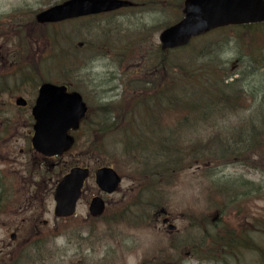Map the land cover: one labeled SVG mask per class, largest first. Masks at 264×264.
Segmentation results:
<instances>
[{"label": "trees", "instance_id": "trees-1", "mask_svg": "<svg viewBox=\"0 0 264 264\" xmlns=\"http://www.w3.org/2000/svg\"><path fill=\"white\" fill-rule=\"evenodd\" d=\"M131 1L132 7L126 10L135 13L146 11L157 16L174 10L177 15L169 17L160 28L174 24L182 16L183 0ZM27 13L26 10H15L13 16L9 15L15 22L8 18L0 20V46L16 41L8 60L4 61L5 73L14 68V74L0 77V147L18 123L16 117H20L11 101L2 97L4 93L9 92L13 85L17 87L25 82L35 92L41 83L54 81L57 75L60 76L57 79L61 80L58 83L70 86L75 76L67 68L77 63L84 64L79 60V51L65 49L61 43L67 38L65 30L52 37L56 42L50 45L49 27L73 22L80 24L89 18H83L81 22L70 20L41 24L35 19L36 12L30 18H21ZM88 25L83 43L90 37L85 42L86 48L94 50L100 47L97 35L103 38L107 34L105 38H108L111 33L95 22ZM261 28H264V23L220 28L193 40L185 48L172 51L161 50L144 32H139L135 38L117 40H124L117 46L112 45V51L118 53V67H124V95L117 101L98 103L93 106L94 111L89 110L82 125L86 134L83 137L80 132L76 134L73 151L78 148L81 139L88 151L99 150L95 157L101 158V165L114 164L119 170L125 165L121 163V157L126 155L132 174L140 178L132 206L120 208L122 212H116L119 218L112 219L115 227L130 224L137 228L147 226L151 221L154 223L157 214L162 209H168L166 202L170 188L179 175L195 166L205 165L203 171L217 163L243 164L258 169L264 166V80L258 83L257 88L251 85L257 74L264 72ZM234 46L240 48L235 57ZM137 51L136 69L129 70L127 55ZM228 53H232L229 58ZM51 57L56 58L55 62L59 65L57 74L50 70ZM126 73H134L135 79ZM76 88H79L78 84ZM242 112L247 118L241 120L237 128L228 130L227 126L220 124L221 121H229L228 116ZM142 114L147 116L140 117L147 133L136 135L133 128L124 125L126 121L133 122L135 118L131 117ZM164 115H173V119H164ZM23 118L31 127V115L23 113ZM44 159V169L49 171L46 162L51 160ZM65 169V166L59 165L55 171L64 172ZM217 182L220 181L211 182L210 188H215ZM1 187L0 213L7 209L13 195L10 183ZM210 193L216 191L210 190ZM80 231L84 233L85 229L80 228ZM214 241L217 242L216 239ZM32 248L38 250L39 256L45 255L42 245L35 244ZM168 250L173 251L174 246L168 247ZM24 257L22 262L11 264H35L31 254L27 253ZM148 260H143L141 264H148Z\"/></svg>", "mask_w": 264, "mask_h": 264}, {"label": "rangeland", "instance_id": "rangeland-1", "mask_svg": "<svg viewBox=\"0 0 264 264\" xmlns=\"http://www.w3.org/2000/svg\"><path fill=\"white\" fill-rule=\"evenodd\" d=\"M61 1L63 0H0V20L8 18L11 22H15L14 18H9V15H12L15 10L17 12L26 10L28 13L21 18H30L33 13H37ZM155 15L156 13L149 14L146 13V11H137L135 13L134 11L131 12L124 9L119 12L101 15L95 19L87 20V22L94 21L98 27H105V29L109 31V34L111 33L108 38H105L107 34L103 38L97 35V41H99L98 44L101 48L98 47L94 50L91 48L87 50L86 48L85 42H87L90 37H87V41L83 43L85 40L84 31L89 28L88 23L82 21L84 22L83 24L71 23L63 26L49 27L51 46L56 42L53 39L55 35L61 34L63 30H65L67 38L63 39L61 43L65 49L79 51V60L84 61V64L81 65L77 63L75 66L67 68L68 72L75 76V80L70 86L76 88L78 84L80 88L78 90H80L81 94L84 96L91 111H94V107H96L98 103H103L101 100L110 101L115 99L113 101H117L123 97V88L119 83V79L116 78L122 76L124 67L122 69L118 67V53L112 51V45L117 46L123 43L126 38H135L139 32H144L148 39L152 38V41H155L159 45V33L163 29L160 27H162L164 21L169 20V17H174L177 14L172 10L166 15ZM261 30L262 32L260 35L264 36V28H261ZM111 36L116 40H114V38L111 39ZM121 39L124 40L117 42V40ZM14 42L5 43L4 46H2L3 59L0 61V77H7L14 74V68L8 73L4 71V61L8 60L10 49L15 46ZM106 43L107 45H103ZM28 47L29 49L31 48L29 44ZM234 48H232V50L235 57V53H237L240 48L237 49L236 46H234ZM60 52L61 51H59V53ZM137 53L138 51L136 53H127L126 60L129 61V70L136 69L135 60L137 58ZM228 56L231 57L232 53H228ZM55 59L56 58L51 57L50 61L52 64L49 65L53 74H57L59 67ZM227 59L226 56V60ZM133 74L134 73H129L127 75H131V78L135 79V75ZM59 77L60 76L57 75L54 81H61L57 79ZM253 79L254 78H251V80ZM263 80L264 72L258 73L256 80L251 82L252 88H257L258 83ZM75 81H77V83H75ZM28 84V82L21 83L17 87L13 85L10 91L4 93L2 97L10 100L15 106V98L22 95L29 100L31 105L37 95L38 87L35 92H33ZM30 110V106L27 109L17 108V111L20 113V117H16L18 123L11 131V134L6 138L3 146L0 147V196L2 190L1 186L5 187L8 183L11 184L13 191L9 206L4 212L0 213V246L3 248L0 250V264H11L15 261L22 262L27 253L32 255L31 260H35V264H94L95 262L100 264H141L143 260H148L147 255L150 256L148 264H181L182 261H184L183 264H264V221L260 219H256V226L258 225L261 228L257 226L259 230L254 231L255 235L253 234V236L255 239L252 240L248 234L237 238L235 244L237 248L234 250L236 254L233 255L236 259L235 261L233 260V256L227 255L221 250H217V243L215 241L211 243L212 250L208 249L207 252L204 250L201 253L195 254L191 248V254L187 256L186 253L189 248L184 247L180 251L179 249L175 250L176 259L169 257H167V259L164 254L159 257L160 261L155 259L154 257L157 256L158 247H161L163 252L166 253L168 247L177 240V237L173 241L169 234L162 233L164 229L155 230L153 228H147L146 226L134 228L130 224L115 227L112 224L113 218H119L116 212L120 214V212H122L120 208L132 206L141 183L140 178L135 177L132 174L130 166L127 165L126 155H122L121 157V163L125 165L121 171L118 170L123 177V182L121 188L117 192L113 194L101 193L95 183L94 176L91 175L86 185L85 194L78 203L76 215L68 221L57 219L54 216L55 200L53 192L57 184L56 182L59 181L58 178H61L64 174L62 171H55V164L68 167L71 165L70 162L73 163L80 160L82 162L80 163L81 165L85 163V165H88L94 170L99 163L101 164V158L98 159L95 157L99 153L98 149L88 151V148H86L80 139L78 148H75L71 153L73 156L71 154L66 155L56 161L46 163L50 170L45 171L43 165L45 159H41L38 155L33 154L30 148L32 126L30 127L27 125L23 118V113L28 116ZM243 115L244 112L241 114L239 113V115H230L227 117L230 119L229 121H221L220 124L227 126L228 130L229 128L232 130L234 127L237 128L240 125L241 120L247 118V116ZM172 116L173 115H164L163 117L164 119L172 120ZM140 117L147 118V116L143 114L141 116L131 117L135 118L134 122L126 121L124 125H129L133 128L136 135L146 131ZM85 134L86 131L82 128L80 135L83 137ZM203 168V165H199L182 172L175 185L170 188L169 200H167L166 203L168 208L167 211L171 216L179 219L181 216L187 217L189 213H192L197 223L200 219H204V217L208 215L212 217L213 214L218 211L220 213V219L217 222L228 224L230 220L233 221L237 217V203L236 205L234 204L232 210L229 211H227L228 207L225 205L227 196H230L231 192H233L232 187L242 182L245 186L249 185L252 188L259 187L260 189L264 186V166L259 170H254L250 167H245L243 164L234 166L217 163L213 168H209L207 173H212V176L217 181L227 179L228 177L234 178L232 179V187L228 186V181H226V185L221 182L214 184L216 189L220 187L221 193H214L213 200L205 193V191H207L206 183L208 179L205 176ZM235 192L239 193L240 191L236 189ZM263 192L264 189H262V193ZM97 193L102 194L107 202V206L104 216L99 220H94V218L90 216L88 209L90 198ZM244 197H249V190L242 193L238 200ZM148 201V199L145 201L146 210ZM259 208L261 212H257ZM253 210L255 213L257 212L258 216L260 213L261 219H263V197L262 201H258L257 209H254V207L251 208V205L247 203L244 204L242 216L247 215L248 220L255 222L252 216L248 215L246 212L253 213ZM44 221L48 223L44 224ZM176 224L180 227L179 230L181 235L184 234L183 227L186 221L182 222L177 220ZM248 224L251 225V223ZM157 227L163 228L161 223H159ZM31 228H44L45 231L52 232V243H48L49 246L46 247L47 249L52 247L50 251L52 254H45L41 257L38 254V250L32 248L33 245H21L24 239L33 233ZM66 228H69L68 231H71V228H84L86 239L83 243L79 244V242L76 243L77 238H72L69 243L67 234H64ZM119 228L122 230L121 233L119 232ZM222 230L224 229L222 228ZM13 232H17L16 239L10 237V234ZM198 234L202 236V233ZM35 239L37 238L33 237L31 241ZM232 239L233 234L229 233L227 240L232 242ZM227 240L222 242L226 243ZM164 241H167V244L161 245ZM255 243L257 244V248L254 247ZM41 249H39V251ZM227 249L231 251V248ZM227 249L225 251H227ZM6 253L12 254L6 257ZM199 256H210L213 260L212 262H202ZM114 257H117V260H115Z\"/></svg>", "mask_w": 264, "mask_h": 264}, {"label": "water", "instance_id": "water-1", "mask_svg": "<svg viewBox=\"0 0 264 264\" xmlns=\"http://www.w3.org/2000/svg\"><path fill=\"white\" fill-rule=\"evenodd\" d=\"M130 5L128 0H67L39 12L36 19L40 23L59 22ZM261 22H264V0H185L182 19L164 29L159 39L163 50L174 49L218 28ZM16 104L26 106L28 102L20 96ZM87 111L88 107L80 93L68 92L66 85L43 83L32 107L35 120L32 136L34 150L47 157L62 155L74 144L69 132L80 127V121ZM89 175L88 167H75L57 184L54 191V212L57 217H69L76 212ZM95 176L99 188L108 193L117 190L121 182L118 173L107 166L99 168ZM104 210L105 201L95 196L90 203L91 214L100 216ZM169 228L173 229L174 226Z\"/></svg>", "mask_w": 264, "mask_h": 264}, {"label": "flooded vegetation", "instance_id": "flooded-vegetation-1", "mask_svg": "<svg viewBox=\"0 0 264 264\" xmlns=\"http://www.w3.org/2000/svg\"><path fill=\"white\" fill-rule=\"evenodd\" d=\"M164 217H165V215H164ZM237 228H243V226H239V227H237ZM31 231L33 232L32 234H30V235H28L27 237H26V239H24V241L21 243V245H23V244H26L28 241H30V239L32 238V237H38V236H40L41 238H44V240H45V237H46V235L44 234V235H42L43 234V228H31ZM3 261V260H2Z\"/></svg>", "mask_w": 264, "mask_h": 264}]
</instances>
